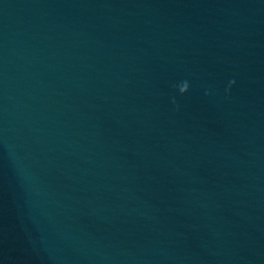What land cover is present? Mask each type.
I'll use <instances>...</instances> for the list:
<instances>
[{
  "label": "water",
  "instance_id": "1",
  "mask_svg": "<svg viewBox=\"0 0 264 264\" xmlns=\"http://www.w3.org/2000/svg\"><path fill=\"white\" fill-rule=\"evenodd\" d=\"M0 264H264V0H0Z\"/></svg>",
  "mask_w": 264,
  "mask_h": 264
}]
</instances>
